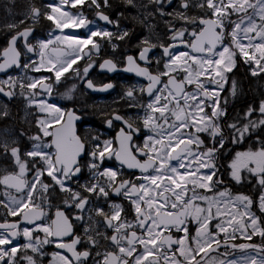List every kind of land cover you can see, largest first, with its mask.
<instances>
[{
    "label": "snow or ice",
    "instance_id": "6c2138e0",
    "mask_svg": "<svg viewBox=\"0 0 264 264\" xmlns=\"http://www.w3.org/2000/svg\"><path fill=\"white\" fill-rule=\"evenodd\" d=\"M123 3L143 10L142 20L132 17L141 24L156 13L171 17L164 21L171 33L168 37L171 42L165 44L159 38L153 42L145 36L135 45L139 49L135 56L124 53L122 57L107 58L99 64V68L108 73H134L147 81L146 86H126L124 95L119 98L128 100V107L138 110L135 116L126 117L115 108L104 114L108 128H115V122H120L112 138L91 132L81 135L77 127L81 116L74 110L50 103L43 96H51L54 85L70 71L86 80L89 89L101 92L113 89L112 82L96 85L86 78L96 66L101 41H106L115 53L120 46L115 41H125L130 36L129 30L119 28V20H112L102 10L100 0H51L39 6L30 4L24 19L6 25L9 31H16L7 47L0 50V73L13 67L24 71L21 76L0 79V94L11 100L17 95L13 89L18 86L26 109L35 108V112H26V118H35L38 131L28 136L30 148L23 152L27 159H22L17 140L10 138L7 130L0 134L3 155L10 154L18 168V171L0 169V185L4 186L0 193L4 197L0 200V208L4 210L0 211L3 217L0 220V262L40 264L34 255L28 254L29 250L43 257L44 246L54 245L61 251L51 254L49 264H89V261L92 264H161V261L163 264H201L197 256L201 253L208 256L223 246L226 251L219 255L224 259L212 257L211 264H264V216H258L253 210L255 205L264 214V134H258L264 132V99L260 100L258 108L252 104L247 107L240 118L245 123L240 124L238 119L227 124L232 130V143L255 138L257 146L237 151L228 168L236 184L245 180L251 182L250 177H255L253 190L259 189L258 198L254 200L243 192L233 194L227 187L213 196L197 191L212 192L217 185L225 183L216 165L217 154L228 139L220 122L227 111L220 93L228 82V74L237 66V56L244 64L252 66V76L264 73V0H179L178 8L171 12L164 10L165 0H146L139 4L136 0H123ZM167 4L171 6L172 0H167ZM84 6L94 7L96 17L106 24L116 25L117 31L92 27L95 21L87 18L82 10ZM103 7H110L109 0H103ZM153 7L155 10L149 11ZM189 8H197L204 15L189 16ZM233 16L238 19H232ZM41 17L50 21L52 27L47 39L33 44L30 37ZM25 20H31L32 25L18 30ZM176 20L197 27L191 31L186 27L177 29L173 23ZM146 27L149 31L154 29L151 24ZM79 29L84 30L83 35L71 31ZM186 34L193 39H185ZM21 39L26 50L23 53L18 48ZM226 40L229 43H225ZM178 45L188 51H178ZM156 48L162 53L150 56ZM28 53L38 60L27 56ZM22 55L26 57L23 62ZM85 58L87 62L81 70L78 62ZM153 62L157 66L155 71L150 70ZM161 64L163 70L159 68ZM27 70L50 75L37 78L29 76ZM188 85L194 86L191 91L187 90ZM73 89L65 94L67 99L72 98ZM239 91L233 79L230 95L236 97ZM137 92L146 93L147 102L139 99ZM226 104L227 98L224 99ZM206 109H210V113ZM139 110L143 111L142 115ZM8 115L5 104L0 109V118ZM141 133L144 138L138 143L136 138ZM201 133L210 137L212 146L205 143ZM25 134L20 132L21 136ZM113 159L119 168L104 166ZM85 168L89 178L79 183L77 178ZM123 168L137 169L140 175L135 179L124 178ZM28 172L33 173L31 182L25 178ZM45 175L51 183L43 179ZM74 180L76 188L71 186ZM57 187L65 194L64 206L78 210L71 218L59 207L55 218H49L42 204L34 202L42 200L50 206L49 197ZM111 194L129 201L134 219H128L126 214L122 216L125 208L111 202ZM92 197L97 202L94 203ZM101 198L107 203L108 211L99 203ZM84 213H88L87 221H84ZM8 217L19 219L9 220ZM96 217L102 218L103 226ZM73 221H84L82 234L75 230ZM22 223L34 227L22 228ZM190 224L196 225L195 235H191ZM136 229L140 230L139 234ZM173 229L183 235L174 236ZM36 232H42L43 238L35 235ZM236 233L247 241L259 236L262 242L232 243L237 238ZM21 236L25 243H15ZM109 244L115 250L106 246ZM235 250L244 255L228 259Z\"/></svg>",
    "mask_w": 264,
    "mask_h": 264
},
{
    "label": "flooded vegetation",
    "instance_id": "af4514ba",
    "mask_svg": "<svg viewBox=\"0 0 264 264\" xmlns=\"http://www.w3.org/2000/svg\"><path fill=\"white\" fill-rule=\"evenodd\" d=\"M51 2V0H0V13L2 20L0 22V44L2 50L3 48L7 47L8 41L10 37L15 34L16 30L9 31L6 28V25L13 22H19L20 20L24 19V13L29 10L30 4H36L37 6ZM102 10L110 16L112 20H119V28L120 29H127L130 32V36L125 39V41H115L118 43L119 49L117 52L113 53L110 46L107 44L106 41H101L102 48L100 52L99 58L96 59V66L89 71V74L86 79L92 80L96 85H103L108 82H112L115 84V87L108 91H94L92 89H89L86 87V80L80 79L77 77L74 73L71 71L67 74H65V77L62 78L61 82L54 85L52 95L47 96L46 94L43 96L44 99H47L50 103H56L57 105L61 106L64 109H71L74 110L78 115L81 116V120L77 122L78 131L81 135H84L87 132H91L92 134H100L102 138H112L115 136L116 131L121 126L120 122H115L116 127L115 128H108L105 123L104 119L105 113H110L113 108L117 109L119 111V114L124 116H135L137 113V109L135 108H129L128 107V100H121L119 99L121 96L124 95V88L126 86L135 85L137 87L140 86H146L147 81L142 78L136 76L134 73H128L123 71L108 73L107 71H103L99 68V64L107 58H113V57H122L124 53L136 55L139 49L135 47L140 40L148 36L150 39H152L153 42H157V38H159L160 41L167 44L171 41L168 39V37L171 35V33L168 31L167 26L165 25L164 21L171 20L172 18L169 16H160L159 13H156L155 16L149 17L148 20L144 22V25H154V29L149 31V29L144 26L138 21L128 20L127 14H131V16H139L143 18V10L142 9H133L130 7H127L123 0H109L110 7L104 8L103 7V0H100ZM136 2L144 3L146 0H136ZM128 8V9H126ZM176 3L173 2L171 6L167 4V0H165L164 4V10L166 12H171L173 9H176ZM87 16L89 20L95 21V23L92 25V27L96 28H107L111 31H117L116 25H109L106 24L104 21H100L96 15V9L93 7L89 9L87 6H84L82 9ZM154 7L150 8L149 11H154ZM72 11H77V9H72ZM181 11H184L181 9ZM189 12H192V15L196 16H203L204 13L202 11L197 10L196 8H189L187 10V14L189 15ZM120 13H123V15H119ZM175 27L177 29L186 27L191 31L193 28L197 27L196 25H190L186 24L183 21H173ZM32 25L31 20H25V23L20 25V28L18 30H23V28ZM52 27L51 22L45 20L43 17H41L40 22L34 25V31L32 36L30 37V41L35 44L37 40L39 39H47V33ZM70 31V30H67ZM75 31L80 35L84 34L83 29L79 30H71ZM219 31V30H217ZM185 39L191 40L193 39L190 36H185ZM178 43V42H177ZM18 48L23 52H26L25 49H23V42L18 41ZM178 51H188L183 45H178ZM162 53V50L159 48L153 49L150 53V56H158ZM27 56H30L34 60H38V57L34 54L28 53ZM26 59L24 55H22L21 60L22 62ZM0 62H2V59L0 57ZM87 62V58H85L82 61L78 62L79 68L82 70L85 66V63ZM143 65V62H140ZM239 63V61L237 62ZM247 66L246 64H244ZM76 67V66H74ZM121 67H123V61L121 59ZM156 64L155 62L152 63L150 66V70L155 71L156 70ZM160 70H163V65L161 64L159 66ZM247 68V67H246ZM249 69V68H248ZM24 70L17 69L15 67L7 70L4 75H0V79H7L9 75L18 77L21 76ZM250 71V69H249ZM27 73L29 76L37 77L44 75H50L47 72H32L30 70H27ZM165 81L167 80V77L162 78ZM203 79V78H202ZM73 85H75V88L73 89ZM226 85V83H225ZM224 85V87H225ZM162 87V85H160ZM193 85H188L187 90L191 91L193 89ZM210 88L217 87L215 85H209ZM70 89H73L71 91V99H67L65 94L68 93ZM7 90V89H6ZM17 95L9 100L7 97L3 96V94H0V109H2L3 105H7L9 115L4 118H0V134H4L5 130H7V135L10 138H15L21 148V155L22 159H27V157L23 156V152L27 151L30 148V141L28 140V136L32 135L33 133H36L38 129L35 127V118L33 116H28L26 118V112H35V108H27L26 109V101L19 95V87L17 86L15 89H13ZM38 90V89H37ZM27 91V90H25ZM222 93V92H221ZM220 93V94H221ZM167 93H165L166 95ZM137 97L141 99L143 102H147L148 96L146 93L141 94L139 92L136 93ZM39 99V97H38ZM182 103V101H181ZM222 103V102H221ZM224 106V103H222ZM210 113V109H206ZM140 114H143L142 110H139ZM227 119V112L226 116L221 119V124L224 127V133L228 137L224 148L220 149L217 158H216V165L219 176L223 179L225 182L224 184L217 185L216 189H214L212 192H205L203 189H197V191L204 195L212 196L215 194L216 191L223 190L225 187L231 189L233 194L243 192L245 194H248L254 197L256 200L259 196V189L253 190L252 183L255 184L256 180L255 177H250V181L245 180L242 184H236L233 180H231L229 176L230 169L228 168V163L233 158L234 154L237 151H246L248 149L246 148H238L236 147V143L231 142V131L225 129V122ZM28 121H31L29 123ZM142 127V125H141ZM24 131L26 134L24 136L20 135V132ZM187 131V130H182ZM202 139H204L205 143L208 146H212L210 137L207 134L201 133L200 134ZM144 138V133H141L137 138L136 142H142ZM195 148V146H193ZM218 147V145H217ZM203 149H201L202 151ZM87 158L85 157V160ZM187 162V161H186ZM106 167H116L119 168L120 165L118 162L113 160H108L105 162ZM195 167V165H193ZM8 169V171H18V168L15 166V164L12 161V158L10 157V154L8 156L3 155V150L0 149V169ZM124 178L127 179H135L136 176L140 175L139 170L137 169H122ZM183 171V170H182ZM201 171H207L205 169H202ZM32 172H28L26 174V179H28L30 182L32 181ZM244 175H248L247 173H244ZM89 178L88 170L85 168L82 174L77 178L79 180V183H84ZM43 179L46 182L51 183L50 179L45 175ZM72 187L76 188L77 184L74 180L71 184ZM191 187V186H189ZM4 190V186L0 185V193H2ZM12 191L13 194L19 195L18 193H15L14 190ZM40 195V193H37ZM64 193H61L59 191V188L57 187L54 194H52L49 197L50 200V206L43 203L42 200H34L35 203L42 204L44 211L48 214L49 218L54 219L55 218V212L57 208L59 207L61 210L65 211V213L71 218L75 214L78 213V210L75 208H66L64 204L62 203ZM191 195V193H189ZM3 195H0V200H3ZM110 201L120 203L125 208V213H122V216L126 214L128 219H134V213L132 211L131 205L129 201L123 199V197H118L114 194L110 195ZM93 202H97L95 197H92ZM99 203L104 207L105 211H108V205L107 203L103 202V198L99 201ZM197 203H201L202 206H206L203 204V202L197 201ZM0 211H4L2 208H0ZM94 215V213H93ZM88 213H84V221H87ZM3 217L0 216V220H2ZM9 220H17L19 217H8ZM97 220L101 221V225L103 226V220L100 217H96ZM84 221H73L75 225V230L78 233L82 234ZM39 223V221H38ZM215 222H213L214 224ZM21 227H29L32 228L34 225H29L27 223H22ZM191 230V235H195V224L189 225ZM101 230H105L103 227H101ZM138 234L140 233L139 229H136ZM108 234L111 235V230H107ZM174 236H182L183 233H177L174 229L172 230ZM94 234V233H93ZM167 235V233H164ZM35 235L40 236L43 238L44 234L42 232H36ZM222 238V237H221ZM18 244L25 243L24 238L21 236L18 238V240L15 242ZM232 243H236L237 239L235 241H232ZM101 244L104 245L105 242L101 240ZM110 248V250H115L114 246L106 245ZM81 248L83 247L80 246ZM215 247V246H213ZM101 251L104 250V248L100 249ZM42 251L45 253L43 257H40L38 254H33L29 250V255H34V258L38 259L40 261V264H49V261L52 260V253L56 251H61L59 249H56L54 245H45ZM95 251V250H94ZM226 249L222 246L220 249H218L217 252H212L214 255H219L220 253L225 252ZM233 253H236L234 251ZM22 254V253H21ZM203 253L200 254V256H197L196 259L199 260ZM212 254V255H213ZM210 255V256H212ZM210 258V257H209ZM2 264V262H0ZM20 264H24L23 261L20 262ZM89 264H92L91 261H89ZM161 264H163V261H161Z\"/></svg>",
    "mask_w": 264,
    "mask_h": 264
},
{
    "label": "trees",
    "instance_id": "16d2710c",
    "mask_svg": "<svg viewBox=\"0 0 264 264\" xmlns=\"http://www.w3.org/2000/svg\"><path fill=\"white\" fill-rule=\"evenodd\" d=\"M173 2L176 3V7L178 8L179 0H173ZM179 10L181 11V9ZM127 16L129 18L128 19L129 21L130 19L133 20L131 14H127ZM189 16H192V12H189ZM139 19L142 20L143 18L139 17ZM1 20L2 17L0 13V22ZM134 21H138V20H134ZM142 26L146 28V25L142 24ZM0 48H1V44H0ZM246 67L247 66H245L243 63L240 62L237 63V66L233 69V71L228 74L229 77L228 82L226 83L222 93L220 94L222 103H224V99L227 98V104L224 105L227 110L226 111L227 119L225 122V129L227 130H231L227 128V124L234 122L238 119L240 120V124L245 123L246 121L240 118L243 116L247 107L250 104H252L258 108L260 100L264 99V73L254 77L251 75V72L249 71L250 68L249 67L246 68ZM233 79L236 80L238 88L240 89L236 97H232L230 95L231 81ZM258 134H264V132H259ZM250 146L253 149L257 146L255 144L254 136L250 138H246L242 143H236V147L238 148L242 147L248 149ZM249 243L257 244V238L253 237L252 241H249Z\"/></svg>",
    "mask_w": 264,
    "mask_h": 264
},
{
    "label": "rangeland",
    "instance_id": "374dc122",
    "mask_svg": "<svg viewBox=\"0 0 264 264\" xmlns=\"http://www.w3.org/2000/svg\"><path fill=\"white\" fill-rule=\"evenodd\" d=\"M193 9H195V8H193ZM197 9V8H196ZM197 10H199V9H197ZM251 11V10H250ZM232 19H238V17H236V16H233L232 17ZM257 23H259V20H258V18H257ZM229 30H231V25H229ZM65 31H67V30H65ZM58 34V33H57ZM245 43L247 42V41H244ZM225 43H229V40H226L225 41ZM237 61H239L240 63H243L244 64V62H243V60L242 59H240L239 58V56H237ZM247 67H252V66H250V65H247ZM252 187H253V183H252ZM215 195V194H214ZM213 196V195H212ZM255 200V199H254ZM253 210L256 212V214L258 215V216H264V214H262V213H260L259 212V209L257 208V207H255V205L253 206ZM214 222H216V221H214ZM236 239H237V242H238V244H245V243H249V241H247V240H245V239H243L241 236H240V234L239 233H236ZM256 238H257V244L258 243H261L262 241H261V238L259 237V236H255ZM236 251V253H233V255H231V256H229L228 257V259H235V258H237V257H239V256H243L244 255V253L243 252H240L239 250H235ZM213 253L212 252H210L209 253V255L208 256H205L203 259H201V257L203 256V254H202V256L200 257V262H201V264H211V258L212 257H217L218 259H224V257L223 256H220V255H212ZM253 255H255V253H252ZM210 255H212V256H210ZM210 257V258H209ZM182 259V258H181Z\"/></svg>",
    "mask_w": 264,
    "mask_h": 264
},
{
    "label": "water",
    "instance_id": "95a60500",
    "mask_svg": "<svg viewBox=\"0 0 264 264\" xmlns=\"http://www.w3.org/2000/svg\"><path fill=\"white\" fill-rule=\"evenodd\" d=\"M217 30H219V29H217ZM1 59H2V57H1ZM10 69H11V68H10ZM8 71H9V69H8ZM0 75H4V73H0ZM173 247H176V246H173ZM202 257H203V258L205 257L204 254H203Z\"/></svg>",
    "mask_w": 264,
    "mask_h": 264
}]
</instances>
